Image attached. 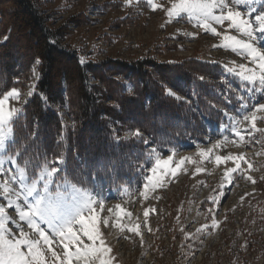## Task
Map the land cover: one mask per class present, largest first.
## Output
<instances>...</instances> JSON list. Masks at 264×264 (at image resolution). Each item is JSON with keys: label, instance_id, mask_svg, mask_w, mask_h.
Listing matches in <instances>:
<instances>
[{"label": "rangeland", "instance_id": "rangeland-1", "mask_svg": "<svg viewBox=\"0 0 264 264\" xmlns=\"http://www.w3.org/2000/svg\"><path fill=\"white\" fill-rule=\"evenodd\" d=\"M35 1L54 29L65 25L70 17L85 13L89 23L67 25L73 33L64 40L84 59L152 57L161 63L193 60L218 65L235 94L234 101L228 103L227 123L214 130L207 144L167 155L155 154L154 167L140 186L113 191L106 199L63 180L58 168L44 166L33 175L18 163L17 156L9 153L12 123L34 91L38 80L35 70L26 87L16 89L19 100L11 98L13 89L0 98L9 96L5 110H15L11 120L0 128V207L4 209L5 240L34 242L43 264H226L227 246L238 243L227 211L264 197V109L260 108L264 106V83L258 80L261 61L253 63L246 50L225 41L224 36L249 43L263 55L264 33H260L257 16L264 15V0H224L228 8L239 11L241 18L249 21L251 39L229 21L205 20L176 8L181 3L192 5L208 0ZM111 2L121 5L105 10L103 5ZM216 2L213 15L220 16L219 0ZM228 8L223 15H227ZM205 23L207 29L203 27ZM212 29L219 35H214ZM241 65L251 69L257 81L244 79ZM127 88L132 91L128 83ZM171 94L177 96L172 91ZM63 114L66 116L67 111L63 110ZM253 114L255 127L247 119ZM164 161L171 163L165 166ZM16 208L35 210L34 219L49 237L50 245L43 243L38 230L29 227L27 220L19 219ZM81 215L96 216L87 225L99 233L95 243L83 234L78 223ZM68 227H73L79 243L69 242ZM20 248L26 257L31 255L27 245ZM248 254L254 264L264 263V258Z\"/></svg>", "mask_w": 264, "mask_h": 264}, {"label": "trees", "instance_id": "trees-1", "mask_svg": "<svg viewBox=\"0 0 264 264\" xmlns=\"http://www.w3.org/2000/svg\"><path fill=\"white\" fill-rule=\"evenodd\" d=\"M88 23L81 13L54 29L35 0H0V98L26 87L36 70L34 91L12 123L9 153L33 175L58 168L63 180L107 199L140 186L155 154L207 144L230 106L218 65L82 58L64 40L73 33L67 25ZM226 215L238 240L227 246L226 264H254L248 253L264 258V197Z\"/></svg>", "mask_w": 264, "mask_h": 264}, {"label": "snow or ice", "instance_id": "snow-or-ice-1", "mask_svg": "<svg viewBox=\"0 0 264 264\" xmlns=\"http://www.w3.org/2000/svg\"><path fill=\"white\" fill-rule=\"evenodd\" d=\"M237 3H239V0H237ZM154 7V6H153ZM217 7L216 0H208L207 3H196L192 5H187L184 3H181L180 5L176 6L178 11H188L189 13L197 14L199 17L204 18L205 20H215L217 22H223V21H229L231 23V26L235 28L237 31L242 32L244 35L248 36L249 39L252 38V31L249 28V21L246 19L241 18V13L239 11L233 12L230 8H228V5L224 2V0H219V7L221 10L220 16H214L213 15V9ZM225 8H228L227 15H223V11ZM258 26L260 33H264V15L257 16ZM205 29L208 28V24L205 23L203 25ZM212 33L214 35H219V33L216 32L215 29H212ZM225 41H231L235 46H239L241 49L246 50L247 55L252 57L253 63H255L257 60L261 61L259 63L258 67L261 69L260 75L258 77V80L261 83H264V55L260 54L256 48L252 47L251 44L243 42L242 40L235 39L233 36L225 35L224 36ZM236 48H233V51H235ZM231 71V69L229 70ZM249 73L248 75H244V73ZM240 74L243 76L244 79L253 82L257 81L256 75L252 72L251 69L244 68L243 65H241V72ZM11 98L19 100L20 94L19 91L16 89H13L10 93ZM9 104V96H5L3 99H0V128L3 127L6 121H10L12 116L14 115L15 110L8 108L7 111L6 106ZM261 109H264V106L260 107ZM247 119L252 121L253 127H255L256 122V114H253L252 116L248 117ZM139 134V133H137ZM201 155H206V153H201ZM228 159L238 160L239 157H229ZM165 166H167L171 161H164L163 162ZM181 164L184 163L182 160L180 162ZM217 163H220V157H217ZM154 178H155V170H153ZM9 206H11V202L9 201ZM90 211L93 210L92 205H89ZM16 210L19 212V219L21 221L27 220L28 226L34 229H37L39 232V236L42 238L44 244H51V241L49 240V237L45 234L44 230L40 228V225L37 223V220L34 219V212L32 211H23V210ZM4 209L3 207H0V264H43L42 254L36 250V244L34 242H30L27 239L16 241L15 243L9 242L5 240L3 233L6 231L4 228V222L5 218L3 216ZM147 215V213H145ZM96 216L93 215L90 218L86 217L85 215H81L78 223L83 228V234L88 237L89 240L93 241V243L96 242L98 239L99 233L95 232L94 230H91L88 228V223L90 221H95ZM136 229H133L135 231ZM66 232L68 234L69 242H75L79 243V238L74 232L73 227H68L66 229ZM61 236L65 235V230L61 231L59 233ZM23 235V233H22ZM27 245L28 251L31 254L30 256L26 257L23 252H21V245ZM101 244H103V241H101ZM92 251H96V249H93ZM104 251H108V249H104ZM55 255V253H53ZM106 264V262H105Z\"/></svg>", "mask_w": 264, "mask_h": 264}]
</instances>
